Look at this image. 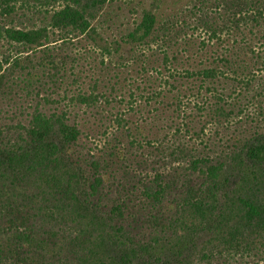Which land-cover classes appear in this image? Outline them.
Masks as SVG:
<instances>
[{
  "label": "trees",
  "instance_id": "16d2710c",
  "mask_svg": "<svg viewBox=\"0 0 264 264\" xmlns=\"http://www.w3.org/2000/svg\"><path fill=\"white\" fill-rule=\"evenodd\" d=\"M113 2L0 0V264H250L264 255V0H192L190 21L143 8L109 38ZM87 59L101 89L66 81ZM134 66L159 87L118 88ZM126 95L168 122L163 138L117 112L104 146L86 142L74 109L102 117Z\"/></svg>",
  "mask_w": 264,
  "mask_h": 264
},
{
  "label": "rangeland",
  "instance_id": "374dc122",
  "mask_svg": "<svg viewBox=\"0 0 264 264\" xmlns=\"http://www.w3.org/2000/svg\"><path fill=\"white\" fill-rule=\"evenodd\" d=\"M192 0H114L112 3V8L114 9V13L111 14V20H108L104 27L105 30L109 33L108 37L111 38V36L114 38L115 36H118L120 31L125 30L126 28L133 26V23L135 21V17L137 16V12H140L141 9L146 8L149 10H152L156 13H159L162 17L175 19V17L179 18V20H182V18L190 21L189 18V12L187 11V8L191 5ZM120 16L119 19L115 17V15ZM194 33V35H193ZM189 35L192 36L194 39H206L207 34L205 32H194L190 31ZM57 39V36H56ZM228 41V40H227ZM79 41H76V43ZM200 41H197L199 43ZM75 43V44H76ZM228 45V43H227ZM72 45L65 46L66 48L71 47ZM57 47V46H55ZM82 48L81 44H77L72 46L70 49L66 50V54L68 53L70 55V52L73 49V52H80ZM222 49L220 48V51ZM22 51V48H21ZM19 52L18 48H13L7 46V54H14L16 55ZM22 61H23V67L26 69H29L34 65L33 62L37 61V59L41 56L39 51L32 50L30 52L21 54ZM28 56V57H27ZM28 58V59H27ZM90 59H87L86 62H83L79 68L78 62H73L69 64L71 67H76L74 70L76 72V75L68 74L67 82H73V80L79 77L81 83H86L85 88L89 89L90 84L94 83V80L99 79L100 82V89L102 88V81L103 77L99 69H97L95 72L91 71L90 69ZM84 64V65H83ZM78 66V67H77ZM83 71V72H82ZM27 72V71H26ZM93 77H90L89 75L93 74ZM16 74H18L16 72ZM70 76V77H69ZM73 76V77H72ZM123 76L120 80L122 85L117 86L123 87L126 91L129 89H132L134 92L137 91L139 88L141 91L145 90L146 88L149 89L150 83H146L147 79L152 81L151 85L154 88H158L159 84V78L154 71H150L148 74L144 73L143 71H140V68L134 66V68L127 69L122 68L121 69V75ZM75 79V80H76ZM117 80H113L112 83H115ZM148 84V86H147ZM108 88H104L103 91H107V93H110V87L111 84H107ZM66 86V85H65ZM67 87V86H66ZM19 92L14 93H20L21 91L18 89ZM139 93V91H138ZM145 95V92H143ZM171 101H173L172 96ZM15 101L8 100L5 101V106H3L4 110L8 111L10 115L19 114L20 107H17V98L16 96L13 98ZM120 100V98H117ZM123 101L122 104H119L117 102L112 101L111 106H107L110 110V113H104V116L100 117V115L95 114V112H88L85 113L83 109L75 108L74 109V116L79 122L81 129L84 131V139L86 142L92 144V145H98L100 147L104 146L106 142L110 138V133H113L115 131V128H110L112 126L111 117L112 119L115 118V115L117 112H120L119 114L125 115V118L130 122L131 127H138L143 128L144 135L147 136L150 134L152 136V139H160L163 138V130L167 126L168 122L164 124L159 114L155 111L149 115L147 112V107L144 102H136V104L130 103V97L128 95L124 96V98L121 99ZM156 107H159V105H156ZM190 112V110H189ZM158 117H160V122ZM109 129L108 136H104L103 132L106 129ZM142 134V133H141ZM144 136V137H145ZM143 138V137H142ZM141 139V137H140ZM195 144L200 143V141L193 142ZM192 143V144H193ZM250 264H264V255L260 256V258H255L254 260H250Z\"/></svg>",
  "mask_w": 264,
  "mask_h": 264
}]
</instances>
